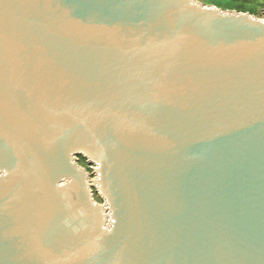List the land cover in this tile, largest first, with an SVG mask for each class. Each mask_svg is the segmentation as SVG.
<instances>
[{"label":"water","instance_id":"obj_1","mask_svg":"<svg viewBox=\"0 0 264 264\" xmlns=\"http://www.w3.org/2000/svg\"><path fill=\"white\" fill-rule=\"evenodd\" d=\"M0 264H264V19L0 0Z\"/></svg>","mask_w":264,"mask_h":264},{"label":"trees","instance_id":"obj_2","mask_svg":"<svg viewBox=\"0 0 264 264\" xmlns=\"http://www.w3.org/2000/svg\"><path fill=\"white\" fill-rule=\"evenodd\" d=\"M206 1L209 2V4H214L218 7H221L227 10L234 9L238 11L256 13V6H252L249 4V2L255 1V0H206Z\"/></svg>","mask_w":264,"mask_h":264},{"label":"rangeland","instance_id":"obj_3","mask_svg":"<svg viewBox=\"0 0 264 264\" xmlns=\"http://www.w3.org/2000/svg\"><path fill=\"white\" fill-rule=\"evenodd\" d=\"M203 1L205 3H209L206 0H199ZM260 2V3H259ZM250 5L256 6V13H252L253 15L257 16L260 19H264V1L262 0H255L249 2ZM227 10V9H224ZM79 162L82 166H85L87 169L91 170L92 164L88 163L86 159L79 156ZM94 198L95 201L101 204H104V199L101 197V195L98 193V191L94 192Z\"/></svg>","mask_w":264,"mask_h":264}]
</instances>
